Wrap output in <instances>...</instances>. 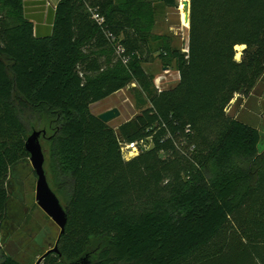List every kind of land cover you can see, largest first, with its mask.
I'll return each instance as SVG.
<instances>
[{
  "label": "trees",
  "instance_id": "1",
  "mask_svg": "<svg viewBox=\"0 0 264 264\" xmlns=\"http://www.w3.org/2000/svg\"><path fill=\"white\" fill-rule=\"evenodd\" d=\"M27 4L0 0V223L35 128L69 211L43 264H264V136L227 113L264 78V0H190L187 49L169 36L152 47L150 0H58L50 32ZM157 58L175 86L156 85L145 64ZM127 87L141 110L118 128L91 111ZM139 140L151 146L125 158ZM9 235L0 226V264H27Z\"/></svg>",
  "mask_w": 264,
  "mask_h": 264
},
{
  "label": "rangeland",
  "instance_id": "2",
  "mask_svg": "<svg viewBox=\"0 0 264 264\" xmlns=\"http://www.w3.org/2000/svg\"><path fill=\"white\" fill-rule=\"evenodd\" d=\"M48 1L49 5L56 7L58 0ZM150 1L155 6L152 32L157 38L152 42V47L157 48L159 44L164 42V38L169 36L174 45L186 48L190 26L189 23L186 25L184 17V0H175L176 5L174 6L165 4L163 0ZM159 36H163V39ZM243 48L244 46H237V59L241 58ZM145 67L154 74L155 83L159 88L164 89L175 86L179 81L180 75L174 64H166L161 58L145 64ZM112 108H117L120 111V115L109 122L114 128H118L120 124L129 120L141 110L131 88L128 87L90 106L91 111L97 115ZM227 113L257 127L264 136V78L249 94L235 95L227 107ZM50 181L57 189L53 178ZM36 185L37 176L30 159L15 168L9 186L10 219L3 224L0 223L3 235L10 233L7 242L4 244L5 248L9 253L27 264H43L44 259L41 263H38V260L47 250L54 247L60 233V227L38 205ZM60 200L63 205H66V200L62 195ZM26 219L27 222L31 223L30 227L34 229L33 233L28 235L22 231V234H13L20 223Z\"/></svg>",
  "mask_w": 264,
  "mask_h": 264
},
{
  "label": "water",
  "instance_id": "3",
  "mask_svg": "<svg viewBox=\"0 0 264 264\" xmlns=\"http://www.w3.org/2000/svg\"><path fill=\"white\" fill-rule=\"evenodd\" d=\"M183 11L190 26V0L183 1ZM119 115L120 111L117 108H112L100 113L98 116L102 121L109 123L112 119ZM45 135V130H39L35 128L32 129L29 132L28 138L26 140V149L30 153V161L37 176V203L43 209V211L60 227V233L54 247L47 250L38 260V263H41V261L50 253H59L58 243L66 230L69 216L68 208L63 205L59 196L51 187L48 179V173L45 169L46 156L41 141L42 137ZM87 259L88 258L85 256L79 261H73L68 264H87Z\"/></svg>",
  "mask_w": 264,
  "mask_h": 264
},
{
  "label": "built area",
  "instance_id": "4",
  "mask_svg": "<svg viewBox=\"0 0 264 264\" xmlns=\"http://www.w3.org/2000/svg\"><path fill=\"white\" fill-rule=\"evenodd\" d=\"M93 19L101 26L105 23V16L102 15L99 11L91 9ZM109 38L114 40V35L109 34ZM124 50L121 47H118L117 52L122 53ZM151 146V142L149 140H139L133 141L129 143L122 144V153L125 158H131L137 154H139L144 149H147Z\"/></svg>",
  "mask_w": 264,
  "mask_h": 264
},
{
  "label": "crops",
  "instance_id": "5",
  "mask_svg": "<svg viewBox=\"0 0 264 264\" xmlns=\"http://www.w3.org/2000/svg\"><path fill=\"white\" fill-rule=\"evenodd\" d=\"M26 2H28L27 6H29L31 12L42 15L40 21H35L36 27L40 28L42 32H50L53 25V14L50 13L55 10V7L49 5L48 0H26Z\"/></svg>",
  "mask_w": 264,
  "mask_h": 264
},
{
  "label": "bare ground",
  "instance_id": "6",
  "mask_svg": "<svg viewBox=\"0 0 264 264\" xmlns=\"http://www.w3.org/2000/svg\"><path fill=\"white\" fill-rule=\"evenodd\" d=\"M184 15H185V14H184ZM184 17H185V16H184ZM185 19H186V17H185ZM188 23H189V22H187V20H186V25H188Z\"/></svg>",
  "mask_w": 264,
  "mask_h": 264
}]
</instances>
